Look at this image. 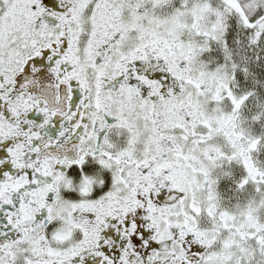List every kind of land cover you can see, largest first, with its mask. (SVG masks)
Returning <instances> with one entry per match:
<instances>
[{
    "label": "snow or ice",
    "instance_id": "6c2138e0",
    "mask_svg": "<svg viewBox=\"0 0 264 264\" xmlns=\"http://www.w3.org/2000/svg\"><path fill=\"white\" fill-rule=\"evenodd\" d=\"M0 264H264V0H0Z\"/></svg>",
    "mask_w": 264,
    "mask_h": 264
}]
</instances>
